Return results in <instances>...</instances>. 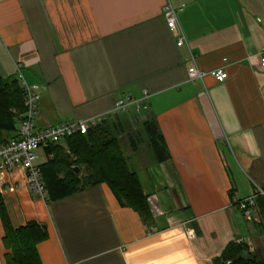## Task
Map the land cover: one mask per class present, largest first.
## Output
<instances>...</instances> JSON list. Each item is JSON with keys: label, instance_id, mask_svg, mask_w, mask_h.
<instances>
[{"label": "crops", "instance_id": "obj_1", "mask_svg": "<svg viewBox=\"0 0 264 264\" xmlns=\"http://www.w3.org/2000/svg\"><path fill=\"white\" fill-rule=\"evenodd\" d=\"M168 3L185 6L181 48L164 19ZM263 51L264 0H0V78L16 79L21 65L40 85L39 130L97 117L107 125L117 102L147 92L148 110L118 122L156 121L167 145L166 161L147 165L131 162L130 143L125 150L149 224L105 184L52 201L32 193L23 169L0 173L13 226L47 228L42 263L214 264L232 243L264 262L260 213L250 221L236 205L264 189ZM192 56L206 72L201 82L188 80ZM57 147L68 152L66 142ZM55 157L41 149L37 165ZM4 236L0 219V264Z\"/></svg>", "mask_w": 264, "mask_h": 264}, {"label": "trees", "instance_id": "obj_2", "mask_svg": "<svg viewBox=\"0 0 264 264\" xmlns=\"http://www.w3.org/2000/svg\"><path fill=\"white\" fill-rule=\"evenodd\" d=\"M25 112L24 94L16 79L0 78V144L6 145L17 137L18 121ZM119 116L107 125L91 128L87 136L76 135L67 139L68 152L51 145L45 148L55 154V160L39 167L47 193L52 201L74 195L84 187L107 185L122 207L137 212L144 223L149 224L152 212L138 174L130 166L124 149L114 137L112 129H121ZM143 131L150 148L159 163L166 161L167 145L156 121L143 123ZM4 134L8 135L4 137ZM10 135V136H9ZM134 152L138 145L129 137ZM80 169V174L74 172ZM83 173L82 178L80 175ZM63 176V177H62ZM86 183V184H84ZM257 211L264 227V198H259ZM0 219L4 229V264H43L38 246L49 237L47 228L32 221L15 228L4 201L0 198ZM214 264H264L256 256L248 254L244 243H232Z\"/></svg>", "mask_w": 264, "mask_h": 264}, {"label": "built area", "instance_id": "obj_3", "mask_svg": "<svg viewBox=\"0 0 264 264\" xmlns=\"http://www.w3.org/2000/svg\"><path fill=\"white\" fill-rule=\"evenodd\" d=\"M185 6L175 7L168 3L164 8V19L169 31L178 37L179 48L188 44L185 33L181 27L179 15ZM192 65L188 68V80L190 82H201L206 76L196 64L194 56L191 57ZM260 67L264 70V51L260 54ZM23 66H18L17 80L24 94L25 112L19 119L17 137L8 144L0 147V173L6 175L16 169H23L26 172L27 182L30 190L36 196L48 199V193L39 166L37 165V153L51 145H58L76 135L87 136L89 130L97 127L101 118L97 117L77 123H64L57 127L39 130L36 124L37 111L42 98V90L39 84L29 83L23 73ZM217 82L223 83L228 79L224 69H218L214 73ZM149 94L144 93L139 100L126 96L124 101H119L114 106L113 113L119 117H125L133 111L139 113L148 110ZM259 198H264V189H256L248 198L237 201L236 205L243 217L253 220L257 211ZM187 235L193 239L195 233L188 229Z\"/></svg>", "mask_w": 264, "mask_h": 264}, {"label": "rangeland", "instance_id": "obj_4", "mask_svg": "<svg viewBox=\"0 0 264 264\" xmlns=\"http://www.w3.org/2000/svg\"><path fill=\"white\" fill-rule=\"evenodd\" d=\"M143 118V117H142ZM132 124V125H131ZM124 123V125L122 126L123 129H112V133L114 135V137H116V139L119 141V143L121 144V146L124 149V153L126 148H128L127 145H129L128 143V137L133 136V138L135 139L137 145L139 146L138 151L136 152V154L134 155V160H132L131 162L133 163H141V164H148L150 163L151 158L153 157V159L155 160V154L152 151V149L149 146L147 137L143 131V124L137 123L134 124L133 123ZM127 143V144H126ZM127 152V151H126ZM127 153H125L126 156ZM151 157V158H150ZM126 158L128 159V157L126 156ZM139 165V164H138ZM135 167H133L132 165V169H134ZM86 184V183H84ZM6 249V248H5ZM7 253V252H6Z\"/></svg>", "mask_w": 264, "mask_h": 264}, {"label": "water", "instance_id": "obj_5", "mask_svg": "<svg viewBox=\"0 0 264 264\" xmlns=\"http://www.w3.org/2000/svg\"><path fill=\"white\" fill-rule=\"evenodd\" d=\"M74 172H75L76 174H80V169H79V168H75V169H74Z\"/></svg>", "mask_w": 264, "mask_h": 264}]
</instances>
